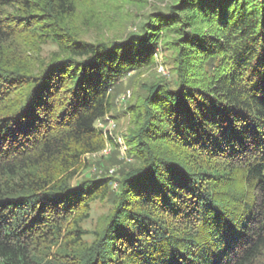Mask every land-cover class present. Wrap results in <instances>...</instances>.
<instances>
[{
  "label": "trees",
  "instance_id": "1",
  "mask_svg": "<svg viewBox=\"0 0 264 264\" xmlns=\"http://www.w3.org/2000/svg\"><path fill=\"white\" fill-rule=\"evenodd\" d=\"M78 11L0 0V264H264V0H173L96 43ZM164 38L174 80L127 111L136 165L116 191L73 185L106 149L115 86L153 67ZM110 196L88 244L82 225Z\"/></svg>",
  "mask_w": 264,
  "mask_h": 264
},
{
  "label": "rangeland",
  "instance_id": "2",
  "mask_svg": "<svg viewBox=\"0 0 264 264\" xmlns=\"http://www.w3.org/2000/svg\"><path fill=\"white\" fill-rule=\"evenodd\" d=\"M172 3L173 0H147L146 4L140 5L129 0H79L75 22L79 38L95 43L124 39L133 32H139L140 25L148 16L167 10ZM170 40L164 38L159 43L153 67L133 72L115 86L113 111L97 125L107 138L106 149L85 157L81 170L72 181L73 185L84 180L108 178L112 190L116 191L125 173L136 165L134 151L129 146L136 127L127 112L128 107L141 102L154 83L162 79L174 80L175 53L167 46ZM56 52L57 47L49 44L43 48L42 57L50 58ZM113 207L112 196L93 203L90 218L82 225L88 244L95 241L100 221L109 215Z\"/></svg>",
  "mask_w": 264,
  "mask_h": 264
}]
</instances>
